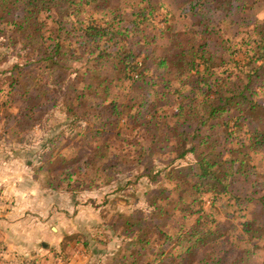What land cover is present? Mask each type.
<instances>
[{
    "label": "trees",
    "instance_id": "16d2710c",
    "mask_svg": "<svg viewBox=\"0 0 264 264\" xmlns=\"http://www.w3.org/2000/svg\"><path fill=\"white\" fill-rule=\"evenodd\" d=\"M103 1L0 0L1 44L13 48L19 44L29 53L25 64L15 60L7 74L2 72L0 94L6 92L10 101L16 97L26 101L27 118L39 123L48 111L49 95L54 93L51 105L60 104L66 119L65 126L43 144L55 143L35 159L38 167L34 172L47 167L54 147L64 145V135L65 139L77 135L99 141L92 153L83 155L71 167L61 166L59 174L45 176L40 187L66 192L73 198L79 192L106 185L113 174L117 177L144 167L136 178L147 179L151 186L145 192L151 210L115 211L120 234L115 221L102 220L96 225L102 234L112 231L109 238L115 233L121 241L97 264H150L164 256L173 262L188 257L186 264H235L236 260L227 261L226 251L216 244L225 239L222 229L205 227L213 218L201 210L203 195L209 194L212 203L224 195L239 205L254 201L260 211L250 210L249 216L236 224L240 240L255 241L242 250L240 261L247 262L256 242L264 240V190L256 196L262 189L257 182L251 196L240 198L229 184L249 172L253 153L264 150V104L255 99V86L264 82V18L256 19L246 31L248 42L243 39L242 43L254 52L246 51L245 60H240L234 55L238 51L230 45L232 38L210 15L222 10L227 1L185 0L178 6L183 16L195 15L193 22L179 30L169 25L158 33L145 28L149 25L146 21H151L145 11L159 9L161 0H139L130 10L118 4L106 7L104 3L101 8L109 10H105L101 22L90 17L84 21L72 18L74 4L97 6ZM229 25H234L232 19ZM30 55L31 61L27 59ZM83 60V69L75 67ZM30 64L33 67L27 69ZM37 66L43 72L34 77L32 69ZM38 98L44 104H39ZM28 99L34 103L28 104ZM38 105L43 110H34ZM231 108L236 113L232 111L224 118ZM36 110L43 113L41 117L36 116ZM23 112H10L7 117L18 125L24 120ZM242 117L250 119L254 127L239 136ZM126 127L137 130L147 146L141 145L135 134L132 138L128 133L124 136ZM117 139L129 147L123 156L110 158L107 152ZM189 156L192 159H187ZM108 159L109 164L104 166ZM103 167L111 176L100 182ZM252 169L254 174L255 167ZM262 175L257 172L256 179ZM74 178L82 179L79 186L73 183ZM247 207L245 204L241 209ZM176 213L182 221L170 223L177 220ZM157 239L162 249L148 252V246ZM91 240L103 246L107 243L100 236L76 234L66 235L63 246L74 242L89 248ZM167 244L173 246L164 250ZM209 244L210 249L198 257L196 253ZM64 249L51 251L66 261Z\"/></svg>",
    "mask_w": 264,
    "mask_h": 264
},
{
    "label": "rangeland",
    "instance_id": "374dc122",
    "mask_svg": "<svg viewBox=\"0 0 264 264\" xmlns=\"http://www.w3.org/2000/svg\"><path fill=\"white\" fill-rule=\"evenodd\" d=\"M137 1L139 0H104L102 4H98L97 6L95 3L86 4L82 2L81 4H74L71 8L72 18L84 21L85 18L90 17L97 20V22H101L100 18H102L103 14L105 13V10L108 9L101 8L105 4L106 7H113L114 5L118 4V6L130 10L131 8H134L137 5ZM183 1L185 0H161L159 9H153V11L151 12L145 11V14L149 16V19H151V21H146L147 23H149V25L145 28H147V30L150 32L154 30L153 32L158 33L160 31H164V29L169 27V25L170 29L179 30L182 29L184 26L191 24L195 19V15H193V17L183 16V12L178 6L179 4L181 5ZM224 1L228 2L227 5L225 7H222V10L210 13L211 19L215 23L220 22L222 29L226 30V35H229L232 38L233 44L230 45L233 49L238 51L234 55L240 60H245L246 51H249L247 52L248 54H253L254 49H251L250 45H244L242 43V40L244 39V43H247L248 36L246 34V31L250 30L249 28H251V23H253L256 19L264 18V2H261L260 0ZM144 4L145 3H143L142 6ZM228 11H230V13H228ZM112 14L113 13H111L110 15L107 14L106 19H109ZM189 15H191V13ZM197 19L198 18H196V20ZM231 19L234 25L228 26V22ZM147 23L143 25H146ZM153 26L155 29L153 28ZM162 42H165V40H163ZM17 53L21 54V56H16L15 54ZM27 53L28 52L25 51L19 44L14 48L5 47L1 44L0 41V76L4 74L2 73L4 71L7 74L8 70L12 67L15 60H18L22 64H25V55ZM27 59L30 61L33 60V55H30ZM84 62L85 60H83V62H78L77 66L75 65V67L80 66V68L83 69L84 66H86ZM32 65L33 64H30L27 69L32 68ZM41 72H43V70L38 66L32 69V75H34V77H37ZM255 91V99L259 103L264 104V82L257 84L255 86ZM5 93L6 92L0 94V168L3 167V170H7L6 168L9 167L14 168V172L23 170L27 174V180L31 179L34 183L40 186V181H43V179L45 180V176L52 177L54 175L59 174L61 166H64V169L67 167H71L73 162H75L83 155L92 153L91 151L95 150L96 146L99 144L98 139H91L92 137L90 138V136L79 137L77 135H73L72 138L67 136L65 139L64 135V137L61 139V144L63 143L64 145H56L57 147H54L51 157L47 158L45 164L47 165V167L44 166L39 170V172L35 173V167H38V164L36 165L35 163V159L38 156H42V153L46 152V149L50 146H53L55 143H47L45 146H43V144L48 138L53 137L56 133L60 131L62 127L65 126L64 123L66 122V119L64 117L63 108L60 104L51 105L50 98H52V101L55 99V94L51 93L48 99V111L43 117V121L39 123L36 121L35 123H33L30 122L31 120H29V118H27L29 112L25 109L26 101H23L22 99H19L17 97L14 100L10 101L11 96ZM28 101H30L28 102V104H30L31 100L28 99ZM40 102L41 104H44V102ZM33 103L34 102L32 101L31 104ZM36 108L38 110H43L39 105L38 107H35L34 110ZM22 110H24V112L21 114V116L24 120H22V122H17L18 125L15 124L12 119L7 117L10 112L17 115V113ZM232 111L236 113L231 108V110L224 114V118H227L232 113ZM35 112H37V117H41L43 114L42 112H39L37 110ZM240 122L242 124V130L239 136H242L244 132H246V130L252 129L254 127L251 120L246 117H242L240 119ZM123 133L124 136H126L125 133H128L130 138H132L135 134L136 138L141 141V145H143L144 147L147 146L146 141L141 139V135L137 132V130H131L130 127H126ZM65 134L67 135V133ZM67 139L71 140L68 142ZM117 140L118 141L113 142V144L111 145V150L107 152H110V158H113V156L116 155L123 156L125 154V150L129 147V144L127 142H120V139ZM60 151L62 152V154L61 156H58L57 154ZM252 157L253 158L250 162L251 168L248 169L249 172L245 176H242V178L234 177V179L236 178L234 182L229 184L231 188L237 190L236 194L240 198H243L245 196H251V193L255 187L254 184H256L257 182L260 183L262 189L261 192L258 193L256 196H260L264 190V175L258 176L256 179L257 172H259L260 174H264V150L257 153H253ZM187 159L192 158L191 156H189ZM109 160L110 159L103 162L104 166L109 164ZM5 163L7 166H4ZM9 164H11V166H9ZM157 164L161 165L160 162H158ZM124 166L126 165H123V167ZM252 167H255L254 174L251 173V171L253 170ZM103 168L104 169L102 170V173L104 174V178H102L103 180L100 182L107 181V178L111 176L110 173L106 171L105 167ZM115 168L117 169L118 167L115 166ZM143 168V166L135 167L131 171L129 170L123 174H118L117 177L113 174V177H111L112 179L106 185H101L99 188L96 189H90L88 191L79 192V194H77L75 197L78 198L79 203L86 200L87 202L88 200H91L92 202H89L91 203V205H89L95 209V214L97 215V217L105 221H115V223H117L119 226V229H117L116 232L120 234L119 231H122V228H120V219L114 217L115 211L119 210L123 212H129L132 210L135 211L136 209L140 208H142L145 212L151 210L150 207H148L146 204V200L149 195H146L145 193L151 188V186L149 185L147 179L143 177L136 178L137 175L141 174ZM74 172V174H77V169H74ZM12 173L13 172L8 174ZM6 178L7 180H9V182H11L9 177ZM116 178H119L120 180L116 181ZM81 181L82 179L80 178H74L73 183L76 184V186H79V183ZM120 186L121 188H119ZM234 189L232 190V192H235ZM54 191L52 190L47 192L53 193ZM64 194H66V192H64ZM7 200V198H0L1 208L8 204ZM212 201L213 198L209 194L203 195L201 210H203L209 217L213 218L212 222H207L205 224V227H211L212 229L219 227V230L222 229L221 232L224 233L225 239L223 242H216V244L218 247L221 248V250L226 251L225 256L227 261L233 263L236 260L235 264H264V240L256 242L257 247L254 249V254L253 256H249L247 262L240 261V257L243 253L242 250H245L248 245L250 246L251 244H255V241L253 243H244V240H240L239 235L236 232V227L239 224L240 220L245 218L246 215L249 214L250 210L253 211V209H255L257 211H260L258 209V206L254 205V201L248 203L243 202L242 205H239L235 204L234 198H229L228 195H224L223 197L221 196L219 200H216L214 203H212ZM245 204L246 206L248 205V207L246 209H241L245 206ZM243 214H245L244 217ZM175 217L177 220L172 222L170 221V223L176 222V224H178L182 221L180 219L179 213H176ZM232 224H235V229L232 228ZM109 227L110 224L107 225L106 228ZM93 229L94 228L92 227L91 232H95ZM102 232L103 234L100 232L99 236L102 239H105V241L109 238V235H111L112 233V231ZM114 235V239L116 241H112V238L110 241L107 240V243L105 244H108V247L110 244V246H112V249L116 248L121 243L120 239L116 236L115 233L112 234V236ZM160 244L161 241L157 239L152 245L148 246L149 248L147 251L154 252L157 251L159 248L161 250L163 246L161 247ZM172 246L173 244H167L165 245L164 250H168ZM209 246L210 244L204 245L203 248H201L200 251L196 253V255L200 257L202 253H205L207 250L210 249ZM100 247H103V245H100ZM174 250H176V248ZM70 251L71 250L68 249L66 250L67 253L63 251L65 258H67V254H71ZM188 260L189 258L187 257L182 262H179L178 260H175L173 262L170 258L164 256L161 261H159L157 258L151 261L150 264H186ZM33 263L34 262L28 261V264ZM92 264H97V261H94V263Z\"/></svg>",
    "mask_w": 264,
    "mask_h": 264
},
{
    "label": "crops",
    "instance_id": "0c3cea01",
    "mask_svg": "<svg viewBox=\"0 0 264 264\" xmlns=\"http://www.w3.org/2000/svg\"><path fill=\"white\" fill-rule=\"evenodd\" d=\"M3 169L0 168V198H7L8 204L0 207V264H28V261L33 264H91L103 260L105 253L110 252V244L100 247L101 243L95 240H91L89 248L74 242L63 246L66 235L99 237L96 225L102 220L89 200L79 203L77 197L71 198L64 192L48 193L31 179L27 180L22 169L16 172L12 167ZM92 227L95 232H91ZM63 247L64 252L71 250L64 260L66 263L51 251H62Z\"/></svg>",
    "mask_w": 264,
    "mask_h": 264
}]
</instances>
